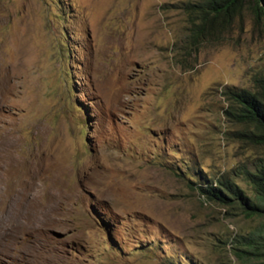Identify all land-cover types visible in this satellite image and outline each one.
Wrapping results in <instances>:
<instances>
[{"label":"rangeland","instance_id":"1","mask_svg":"<svg viewBox=\"0 0 264 264\" xmlns=\"http://www.w3.org/2000/svg\"><path fill=\"white\" fill-rule=\"evenodd\" d=\"M190 1L0 0V264H238L261 218L199 185L252 193L264 142L225 109L264 29L193 45Z\"/></svg>","mask_w":264,"mask_h":264},{"label":"trees","instance_id":"2","mask_svg":"<svg viewBox=\"0 0 264 264\" xmlns=\"http://www.w3.org/2000/svg\"><path fill=\"white\" fill-rule=\"evenodd\" d=\"M187 7L193 45L227 30L245 8L264 29V0H193ZM252 82V89L239 87L227 91L231 105L225 113L247 124L245 132L256 142H264V71L254 75ZM244 178L251 186V195L228 178L219 181V185L199 188L209 198L225 203L232 200L245 217L261 218L246 233L236 235L232 249L238 264H264V159L244 169Z\"/></svg>","mask_w":264,"mask_h":264},{"label":"bare ground","instance_id":"3","mask_svg":"<svg viewBox=\"0 0 264 264\" xmlns=\"http://www.w3.org/2000/svg\"><path fill=\"white\" fill-rule=\"evenodd\" d=\"M14 207V206H13ZM15 208V207H14ZM19 208V207H18ZM13 210V209H12ZM23 212V211H22ZM15 213V212H14ZM20 213V212H19ZM16 215H18V214H16ZM9 217V216H8ZM18 217H20L19 219H23V221L21 222V220H20V225L21 226H23V228H28V226L31 224V220L29 219V217H28V215H26V217H23L22 215L21 216H19L18 215ZM11 218V217H10ZM16 220H18L17 218H16V216H15V221ZM15 221H13V222H15ZM12 223L11 222H7L6 224H4V225H11ZM17 224V223H16ZM14 225V224H13ZM16 250V253L14 252V256L15 257H21V253H19V251H17L18 249H15Z\"/></svg>","mask_w":264,"mask_h":264}]
</instances>
